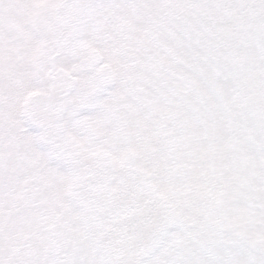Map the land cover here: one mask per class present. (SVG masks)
Returning <instances> with one entry per match:
<instances>
[{"label": "snow or ice", "instance_id": "obj_1", "mask_svg": "<svg viewBox=\"0 0 264 264\" xmlns=\"http://www.w3.org/2000/svg\"><path fill=\"white\" fill-rule=\"evenodd\" d=\"M0 264H264V0H0Z\"/></svg>", "mask_w": 264, "mask_h": 264}]
</instances>
